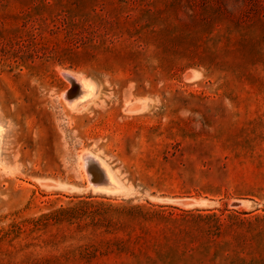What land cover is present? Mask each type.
<instances>
[{
    "label": "rangeland",
    "instance_id": "374dc122",
    "mask_svg": "<svg viewBox=\"0 0 264 264\" xmlns=\"http://www.w3.org/2000/svg\"><path fill=\"white\" fill-rule=\"evenodd\" d=\"M0 125V264H264V0H0Z\"/></svg>",
    "mask_w": 264,
    "mask_h": 264
},
{
    "label": "bare ground",
    "instance_id": "6f19581e",
    "mask_svg": "<svg viewBox=\"0 0 264 264\" xmlns=\"http://www.w3.org/2000/svg\"><path fill=\"white\" fill-rule=\"evenodd\" d=\"M84 80H79V79L77 80L79 82L78 84H80V92L77 96L73 98H68L65 95H63V97L67 101V106L71 109H77L79 107L85 109L88 105L94 104V101L96 100V89L94 85ZM4 132H5L4 128L0 125V165H1V157H2V147H3V142H4ZM88 157H89V154L88 156L82 155L79 157V159L80 160L83 159V161H85V159H87ZM92 158L98 163L99 167H101L100 180H97L96 182L92 183L93 185L92 187L94 188V190L97 192L108 194V195L120 193L122 191V188L120 187L119 183L114 178L113 176L114 174L112 175L110 173L109 169L103 162L99 161L96 157H93V155H92ZM85 164H86V161H85ZM86 167L88 168L87 164H86Z\"/></svg>",
    "mask_w": 264,
    "mask_h": 264
}]
</instances>
